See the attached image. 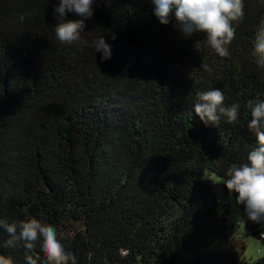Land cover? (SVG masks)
I'll return each instance as SVG.
<instances>
[{
    "label": "trees",
    "instance_id": "16d2710c",
    "mask_svg": "<svg viewBox=\"0 0 264 264\" xmlns=\"http://www.w3.org/2000/svg\"><path fill=\"white\" fill-rule=\"evenodd\" d=\"M243 2L220 56L174 14L161 24L152 0H93L72 44L56 25L82 17L59 20L60 0H0V221L17 235L32 218L52 225L77 264H264L244 259L211 181L231 195L228 169L258 146L248 102L264 100L253 54L264 0ZM217 88L239 105L236 122L195 114L198 93ZM247 226L264 245V226ZM10 238L0 227V255L26 264L24 241ZM41 241L28 254L47 264Z\"/></svg>",
    "mask_w": 264,
    "mask_h": 264
},
{
    "label": "clouds",
    "instance_id": "9594fccd",
    "mask_svg": "<svg viewBox=\"0 0 264 264\" xmlns=\"http://www.w3.org/2000/svg\"><path fill=\"white\" fill-rule=\"evenodd\" d=\"M155 4V15L161 24L170 23L174 14L176 26L185 37L195 33L207 34V42L220 56L228 55V45L236 36L234 21H240L244 16L243 0H152ZM93 0H60L54 9V15L64 20L69 12H75L82 19H67L56 25L55 34L61 43L72 44L79 40L81 31L85 28V21L93 15ZM97 53L107 61L112 57L111 45L99 38L93 42ZM257 64L264 68V21L257 30L254 53ZM205 70L208 66L201 65ZM225 97L220 89H213L198 93V102L194 105V112L205 125H217L221 116H226L229 123L238 120L239 105L224 106ZM251 120L248 124L254 131L257 147L248 154L249 163L233 165L227 171L228 179L224 182L229 193H236V203L244 206L247 219L264 226V100H250ZM10 235L7 241L13 246L17 241H24L26 248V264H37L32 255L34 242L42 238V251L47 264H77L75 255L67 251L58 240L55 227L44 224L36 218L22 221L17 225L0 221ZM0 264H11V261L0 255Z\"/></svg>",
    "mask_w": 264,
    "mask_h": 264
},
{
    "label": "rangeland",
    "instance_id": "374dc122",
    "mask_svg": "<svg viewBox=\"0 0 264 264\" xmlns=\"http://www.w3.org/2000/svg\"><path fill=\"white\" fill-rule=\"evenodd\" d=\"M213 186L216 189L219 198L222 199L221 208L228 206L230 211L229 225L233 227L235 240L237 243H244V259L247 261H257L264 257V245L248 229L246 214L239 208L236 198L233 194L224 196L222 184L219 179H212Z\"/></svg>",
    "mask_w": 264,
    "mask_h": 264
}]
</instances>
